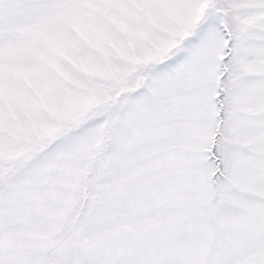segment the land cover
Listing matches in <instances>:
<instances>
[{"label": "snow or ice", "instance_id": "snow-or-ice-1", "mask_svg": "<svg viewBox=\"0 0 264 264\" xmlns=\"http://www.w3.org/2000/svg\"><path fill=\"white\" fill-rule=\"evenodd\" d=\"M0 264H264V0H0Z\"/></svg>", "mask_w": 264, "mask_h": 264}]
</instances>
